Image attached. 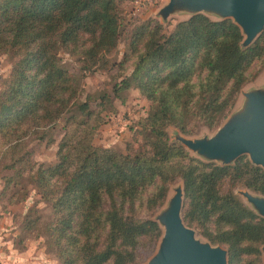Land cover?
<instances>
[{
	"label": "trees",
	"instance_id": "16d2710c",
	"mask_svg": "<svg viewBox=\"0 0 264 264\" xmlns=\"http://www.w3.org/2000/svg\"><path fill=\"white\" fill-rule=\"evenodd\" d=\"M121 37L117 0H0V56L14 60L0 94V171H14L18 180L28 175L51 205L48 235L63 264L147 261L163 236L147 216L164 208L178 182L189 228L227 249L228 264H263L264 218L235 191L264 196V169L247 156L229 166L203 162L170 143L167 129L186 136L218 129L264 68V33L243 48L245 37L231 19L198 14L170 32L155 19L135 26L124 60L134 69L115 92L133 87L151 102L152 114L141 122L151 134L144 147L127 154L95 147L99 124L75 122L55 165L33 161L30 137L43 130L44 141L69 109L93 116L87 103H74L79 81L60 65L58 50L81 48L86 61L104 64ZM26 222L35 228L39 210Z\"/></svg>",
	"mask_w": 264,
	"mask_h": 264
},
{
	"label": "rangeland",
	"instance_id": "374dc122",
	"mask_svg": "<svg viewBox=\"0 0 264 264\" xmlns=\"http://www.w3.org/2000/svg\"><path fill=\"white\" fill-rule=\"evenodd\" d=\"M117 1L121 10L122 37L117 49L112 54L106 56V63L93 65L92 62L86 61L82 55L81 48L72 50L71 48L61 47L57 53L60 65L79 81L80 91L74 103H87L89 109L93 112L92 119L86 114L82 115L69 109L56 125L51 128L48 137L44 141L40 139L43 130L34 134L26 142V149L32 152L34 162L43 164L44 166L55 165L58 162L59 145L67 130H75V122L81 125L88 122L90 126H97L99 124L93 132L91 143L95 147L111 149L121 154H127L131 148L141 150L147 142L146 139L151 136L150 132L145 131L141 126V122L152 114L151 102L139 90L133 87L119 93L115 92V87L130 76L134 69V61L124 62L125 55L130 53L131 32L135 26L149 19L160 21L165 26L166 32H170L178 22L187 20L192 15L186 13L174 14L169 16L165 21L159 16V13L169 3V0H145L142 2L143 4H137L140 0ZM205 15L213 20H221L214 15L206 13ZM13 69V58L9 55H1L0 94L3 84L11 77ZM261 88H264V68L257 79L243 89L230 117L237 114L243 108L245 103L244 92ZM72 116L76 117L73 121L69 120ZM226 121L218 129L214 131L203 129L196 136H186L177 128L171 126L167 129L169 141L172 144L183 146L194 158L203 162L217 163L225 166L220 161H211L193 152L180 142L179 139L195 140L205 137L212 138ZM11 178L14 181L8 183ZM180 186L184 190L182 182L174 184L171 187L164 208L156 214L147 216L160 225L163 235L164 229L157 221V217L161 212L166 210L171 198L175 195V190ZM244 192H249L259 197L264 196L252 193L247 189L235 191L237 196L259 216L258 212L243 196L242 193ZM35 208L39 210L40 222L35 228L28 229L26 217ZM53 219L54 213L51 205L41 197L35 183L28 175L18 180L15 178L14 171H0V264H63L55 252L48 235L47 225ZM195 232L199 240L215 246L203 238L196 230ZM160 242L161 240L155 253L142 264H147L156 255Z\"/></svg>",
	"mask_w": 264,
	"mask_h": 264
},
{
	"label": "water",
	"instance_id": "95a60500",
	"mask_svg": "<svg viewBox=\"0 0 264 264\" xmlns=\"http://www.w3.org/2000/svg\"><path fill=\"white\" fill-rule=\"evenodd\" d=\"M192 16L210 14L221 20L231 19L245 37L242 47L248 48L264 32V0H169L159 13L163 20L174 14ZM243 108L231 116L212 138L188 140L180 138L187 148L200 156L228 166L242 156L264 169V88L243 93ZM248 203L264 218V197L242 193ZM184 190H175L166 210L157 221L164 229L159 249L147 264H228V251L212 246L196 237L182 218ZM264 254V247L262 248Z\"/></svg>",
	"mask_w": 264,
	"mask_h": 264
},
{
	"label": "built area",
	"instance_id": "2783aa9c",
	"mask_svg": "<svg viewBox=\"0 0 264 264\" xmlns=\"http://www.w3.org/2000/svg\"><path fill=\"white\" fill-rule=\"evenodd\" d=\"M145 1V0H140L137 2V4H143L142 2Z\"/></svg>",
	"mask_w": 264,
	"mask_h": 264
}]
</instances>
